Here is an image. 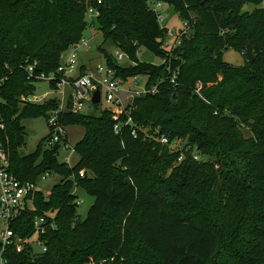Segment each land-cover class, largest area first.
<instances>
[{
	"label": "trees",
	"instance_id": "1",
	"mask_svg": "<svg viewBox=\"0 0 264 264\" xmlns=\"http://www.w3.org/2000/svg\"><path fill=\"white\" fill-rule=\"evenodd\" d=\"M162 1L192 28L170 58L162 43L167 27L148 0H0L1 139L10 170L24 182L38 183L46 172L61 176L49 196L35 192V208L26 205L13 222L16 233L27 236L35 216L56 210L55 228L43 235L47 252L11 245L9 264H85L91 258L94 264H264V7L245 9L264 0ZM90 8L99 11L93 23L104 41L134 62L122 66L104 49L106 63L124 80L147 77L146 85L158 84V91L134 96L120 114L60 111L50 131L85 128L74 166L59 161L60 142L47 146L51 133L34 152L21 154L23 120L57 107L54 100H27L35 94V76L56 71L64 52L84 37ZM248 44L253 62L224 60V52L246 53ZM140 47L168 61H141ZM159 134L187 139L180 163L178 151L154 138ZM194 149L212 160L195 159ZM76 187L94 197L84 219Z\"/></svg>",
	"mask_w": 264,
	"mask_h": 264
},
{
	"label": "built area",
	"instance_id": "2",
	"mask_svg": "<svg viewBox=\"0 0 264 264\" xmlns=\"http://www.w3.org/2000/svg\"><path fill=\"white\" fill-rule=\"evenodd\" d=\"M102 0H99L101 2ZM159 7L162 6V2H158ZM264 7V1L263 6ZM99 11L94 8H90L88 11V18L90 24H93L95 17H97ZM159 21L164 24L166 17L158 13ZM166 26V25H164ZM184 28L180 30L181 33H185L186 28L188 27V21H183ZM179 32V33H180ZM173 31L167 28L166 36H175ZM88 45V39L83 37L79 42L72 45L67 51L69 52L65 62H62L56 71L49 74L41 73L35 76L36 79L43 78L50 85L59 87L62 89L63 95H68V100L66 102L67 107L64 110H71L75 113H84L83 109L87 105L93 103V96L96 90L101 91V102L104 99L107 104H117L121 102L120 92L122 91V84L125 82L123 77L117 75L115 68L111 67L107 63L98 64L94 68H83L79 63V48L86 47ZM177 45H175L176 47ZM126 53L117 48L114 53V57L117 62H120L124 59ZM167 69L170 70V65H167ZM30 76L34 75V66L31 65L28 67ZM178 76V71L174 70L171 72V82L175 83ZM138 79L139 76L133 77ZM2 79L0 80V86ZM69 90V91H68ZM200 88L198 89V91ZM158 91V84H153L150 87L146 85L141 90L137 91V95L155 93ZM134 97V96H133ZM2 100L0 92V102ZM95 104V103H94ZM63 109H60L56 114L49 120L50 125L55 123L57 115ZM128 122H132V119L129 118ZM6 125L0 112V264H9V259L5 255L6 249L14 245L18 252L24 251L26 248L33 250L34 252H47L48 243L44 234L49 229H54L56 226L55 217L56 210L45 211L42 215H37L33 219V232L27 236H21L13 228V222L18 218L22 211L26 208V205L31 209H34L33 197L35 192L41 190L38 186L39 181L45 180L52 173L46 172L40 176L38 183H33L32 181H21L19 180L13 172L10 170V160L8 154L4 148L1 139V132L5 130ZM121 127L119 124L115 125V131L120 132ZM158 132V130H156ZM51 137L47 142V146H52L58 142L65 141L66 146L71 147L67 140V132L65 127H56L50 131ZM135 134V130L133 131ZM158 142L163 145H166L171 151H175L178 148L179 138L170 139L166 134H159L154 137ZM190 146L186 144L183 148L188 150ZM73 152H76L75 147L72 148ZM73 155H69L65 158V163L71 166ZM194 158L198 160V156L194 155ZM80 176H85V171L80 172ZM77 187L75 188V191ZM46 196L50 195V190L44 192ZM77 204H81L82 201L77 199ZM95 262L91 258L90 263L85 264H94Z\"/></svg>",
	"mask_w": 264,
	"mask_h": 264
},
{
	"label": "rangeland",
	"instance_id": "3",
	"mask_svg": "<svg viewBox=\"0 0 264 264\" xmlns=\"http://www.w3.org/2000/svg\"><path fill=\"white\" fill-rule=\"evenodd\" d=\"M159 0H148L149 6L155 9V11L166 17V20L164 24L159 21L160 25H166L167 28H169L171 31H173L175 36H165V38L162 40L163 43V49L165 50V54L170 58L175 56L174 50L177 46L180 45L184 37H190L192 34V28H186L185 33H181L180 30L184 28L183 26V19L178 14L176 9L167 2L162 1V6L159 7L157 3ZM263 6V2L260 4H247L245 6V9L253 10L254 8H261ZM90 18V17H89ZM96 20V17H95ZM180 32V33H179ZM84 37L88 39V45L86 47H80L79 48V57L78 61L80 64H86V68H94L98 64H105L106 63V57L103 53V50L106 49L108 54L112 53L114 54L117 48L111 41H104L103 34L98 29V23L95 22L88 26V28L84 32ZM137 46V44H134ZM175 45H177L175 47ZM69 52L65 51L62 56V62H65V60L68 57ZM138 58L141 61L149 62L155 65H160L163 62L165 63L168 61V58H161L154 53H152L150 50H148L145 47H140L137 50ZM224 60L228 62L232 66H241L247 61L246 53H240L238 51H235L233 49H229L226 52H224ZM122 66L125 65H132L134 62L130 59L129 55L126 53V56L124 59L120 62ZM147 84V77L145 76H139L138 79H135L133 77L128 78L125 80V82L122 84L121 88L122 91L120 92V99L121 102L119 105L117 104H107L104 99V93H103V100L98 106L95 107V104L92 103L91 105H87L84 107L83 112L84 113H90V114H100L103 111L111 110L116 114H120L126 104L131 100L133 96L137 95V91L143 89L146 87ZM36 91L34 96H31L28 98L30 102L34 103H46L48 101L54 100L57 103V107L50 111L47 116H42L39 118H29L23 120V125L26 127L27 132V141L25 146H23L20 149L21 154L27 155L32 152H34L38 146V144L47 137L50 134V120L58 110L60 109H66L67 107V100L68 95H63L62 89L59 87H55L53 85H49L47 81H45L43 78L37 79L35 82ZM69 91V90H68ZM201 90L198 91V94L201 95ZM67 132V142L71 146H66L65 141L61 142V147L58 153V159L61 162L65 161V158L69 155H73L71 166H74L78 163L80 156L78 153L73 152V149L78 141L82 139L85 133V128L81 125H69L65 127ZM242 132L244 137H250L251 133L248 129L242 128ZM51 135H49L48 140L50 139ZM46 141V143L48 142ZM188 143L186 138L179 137L178 140V148L175 149L176 152L178 151L181 155L178 158V162L180 163L185 157L183 153L186 152L183 148ZM231 157L233 159L238 158L241 159L242 155L239 154H232L229 152ZM193 154L198 156V160L202 162H209L212 160V158L209 155L203 154L201 151L194 149ZM222 159V158H221ZM216 167L219 168L220 164H216ZM225 167V165L223 166ZM61 181V176L58 174H51L49 177H47L45 180H41L38 183L39 188L47 192L49 191L54 184ZM78 199L82 201L80 205H78V213L80 215L81 219H84L87 215V212L90 208V206L94 202V197L90 194H88L83 188H77L76 190ZM1 227V225H0Z\"/></svg>",
	"mask_w": 264,
	"mask_h": 264
},
{
	"label": "water",
	"instance_id": "4",
	"mask_svg": "<svg viewBox=\"0 0 264 264\" xmlns=\"http://www.w3.org/2000/svg\"><path fill=\"white\" fill-rule=\"evenodd\" d=\"M246 56L248 61L253 62L255 59L254 49L251 44L247 45ZM101 102V91L98 89L94 92L93 103L99 104Z\"/></svg>",
	"mask_w": 264,
	"mask_h": 264
},
{
	"label": "crops",
	"instance_id": "5",
	"mask_svg": "<svg viewBox=\"0 0 264 264\" xmlns=\"http://www.w3.org/2000/svg\"><path fill=\"white\" fill-rule=\"evenodd\" d=\"M105 50H106V49H105ZM81 65L84 66V65H86V64L83 63V64H81ZM86 66H87V65H86ZM49 85H50V84H49ZM31 96H34V95H31ZM31 96H29L28 98H30ZM133 98H134V97L131 98V100L126 104V106L132 102ZM27 100H28V99H27ZM28 101H29V100H28ZM126 106H125V107H126ZM125 107H124V108H125ZM50 190H51V189H50Z\"/></svg>",
	"mask_w": 264,
	"mask_h": 264
}]
</instances>
